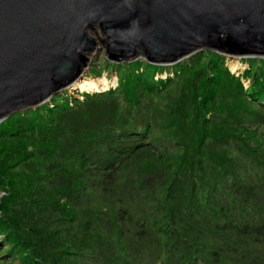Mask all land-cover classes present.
Returning a JSON list of instances; mask_svg holds the SVG:
<instances>
[{"label": "trees", "instance_id": "trees-1", "mask_svg": "<svg viewBox=\"0 0 264 264\" xmlns=\"http://www.w3.org/2000/svg\"><path fill=\"white\" fill-rule=\"evenodd\" d=\"M249 61L143 62L1 122L0 264H264V59Z\"/></svg>", "mask_w": 264, "mask_h": 264}, {"label": "water", "instance_id": "water-1", "mask_svg": "<svg viewBox=\"0 0 264 264\" xmlns=\"http://www.w3.org/2000/svg\"><path fill=\"white\" fill-rule=\"evenodd\" d=\"M99 45L116 65L264 59V0H0V123L82 80Z\"/></svg>", "mask_w": 264, "mask_h": 264}, {"label": "rangeland", "instance_id": "rangeland-1", "mask_svg": "<svg viewBox=\"0 0 264 264\" xmlns=\"http://www.w3.org/2000/svg\"><path fill=\"white\" fill-rule=\"evenodd\" d=\"M91 36H93L95 39L103 38V35L101 34V32L99 30H96L95 33L91 34ZM197 54L198 53L194 54L193 56H191L185 60H188ZM219 55H221L224 58L225 65L227 67H228V64L234 60L240 64L241 69H240V71H238L237 74H235L237 76L241 75L244 71L249 69V66H250L249 59H260V58H246V57L245 58H235V57H230L228 55H224L221 53H219ZM90 59H91V62L84 71L85 78H93V79L106 78V80H108L109 82H112L115 79L117 82L116 87L118 86L119 78H121L125 74H127L129 72L141 73L144 70V69L140 68L144 61H135V62H131L128 64L125 63L124 65L123 64H117L116 65V64H112V63L108 62L105 59L104 48L101 45H99L97 52L94 55L90 56ZM183 61H181V62H183ZM181 62H179V63H181ZM145 63H147V62H145ZM179 63H176L174 65H177ZM174 65H170V66H174ZM228 69H229V67H228ZM229 71H230V69H229ZM168 73L163 72V74H161V75L157 73V74H155L154 78H155V80H158L161 78L165 79V78H167V76H172V70L168 71ZM163 76H165V78H163ZM242 82H243L244 87L247 89L250 85L249 81L243 79ZM116 87H114L113 89H115ZM111 89L112 88H110L109 90H111ZM63 92L64 93L67 92V94L69 96H73L75 98H79L80 94H81V93H78V91L76 93L73 90L70 91L68 89L63 91ZM60 95L61 94H58V95H55L54 97L57 98V97H60Z\"/></svg>", "mask_w": 264, "mask_h": 264}, {"label": "bare ground", "instance_id": "bare-ground-1", "mask_svg": "<svg viewBox=\"0 0 264 264\" xmlns=\"http://www.w3.org/2000/svg\"><path fill=\"white\" fill-rule=\"evenodd\" d=\"M231 73L237 74L240 71L241 66L237 61H232L228 64ZM165 78V76H163ZM116 80L109 82L106 78L93 79V78H83L77 81L73 86L68 88V90H76L80 93H98L108 91L110 88L116 87ZM75 92V91H74Z\"/></svg>", "mask_w": 264, "mask_h": 264}]
</instances>
